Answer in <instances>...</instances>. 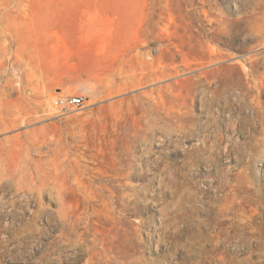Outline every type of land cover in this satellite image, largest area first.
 I'll return each mask as SVG.
<instances>
[{"label":"rangeland","instance_id":"obj_1","mask_svg":"<svg viewBox=\"0 0 264 264\" xmlns=\"http://www.w3.org/2000/svg\"><path fill=\"white\" fill-rule=\"evenodd\" d=\"M0 264H264V0H0Z\"/></svg>","mask_w":264,"mask_h":264},{"label":"built area","instance_id":"obj_2","mask_svg":"<svg viewBox=\"0 0 264 264\" xmlns=\"http://www.w3.org/2000/svg\"><path fill=\"white\" fill-rule=\"evenodd\" d=\"M84 102L85 98L83 96H61L55 105L63 114H70L80 108Z\"/></svg>","mask_w":264,"mask_h":264},{"label":"bare ground","instance_id":"obj_3","mask_svg":"<svg viewBox=\"0 0 264 264\" xmlns=\"http://www.w3.org/2000/svg\"><path fill=\"white\" fill-rule=\"evenodd\" d=\"M82 89H87L86 87H85V85H82ZM88 90V89H87Z\"/></svg>","mask_w":264,"mask_h":264}]
</instances>
